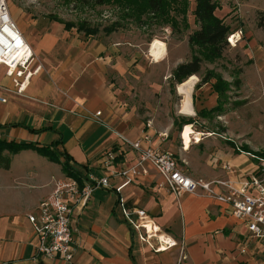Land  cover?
<instances>
[{"label":"crops","instance_id":"1","mask_svg":"<svg viewBox=\"0 0 264 264\" xmlns=\"http://www.w3.org/2000/svg\"><path fill=\"white\" fill-rule=\"evenodd\" d=\"M13 17L32 60L20 76L0 66V139L38 146L59 142L58 150L72 158L73 168L83 178L89 173L107 177L110 189L93 190L86 206L75 213L70 262L35 258L36 237L27 215L64 174L58 164L41 155L30 154L32 163L14 170L11 160L8 169L0 168L9 173L4 181L8 197L0 202V264H264V240L251 238L226 205L188 193L175 197L158 188L161 178L147 165L146 175L114 191L123 179L112 175L133 165L138 155L122 138L133 141L142 134L151 145L171 151L192 178L241 180L253 171L252 153L233 148L228 139H224L228 144L216 142L209 131H198L204 127L197 129L192 117L200 110L194 108L195 95L210 89V84L194 90L199 82L194 75L187 88L191 114L182 113L185 94L176 85L182 100L173 118L193 122L174 127L173 118L166 123L153 119L152 105L141 113L129 97L120 94L126 73L140 68L134 63L144 58L152 61L149 51L144 58L139 54L141 46H147L144 42L100 41L77 35L56 21L23 12ZM147 83L152 93L151 79ZM185 126L193 131L189 148L182 139ZM108 153L113 155L111 160ZM240 156L252 161L249 169ZM224 164L236 172L226 174ZM119 198L128 211L142 210L144 221L175 245L155 251L142 242L125 222ZM152 244L157 247L153 240Z\"/></svg>","mask_w":264,"mask_h":264},{"label":"rangeland","instance_id":"2","mask_svg":"<svg viewBox=\"0 0 264 264\" xmlns=\"http://www.w3.org/2000/svg\"><path fill=\"white\" fill-rule=\"evenodd\" d=\"M5 1L11 19L19 31V25L13 16L23 12L35 18L60 22L66 30L84 37L91 36L100 41L128 39L132 42H144L147 46H141L139 53L143 58L155 39L162 41L165 50L159 61L145 58L141 62L137 60L134 64L140 68H134L132 72L126 73L124 89L120 94L129 97L130 103L136 105L141 113L145 112L144 107L152 105L153 119L166 123L173 118L182 97L176 93V85L169 79L171 72L178 61H188L196 54V48L188 45L187 40L188 35L197 29L192 16L194 0H186L188 3L185 14L187 29L179 30L178 34L172 33L168 25L152 21L150 15H143L140 18L141 21L128 16L123 18L122 9L116 6L66 3L65 0ZM215 1L218 4L215 14L231 28L230 35L236 38V43L231 45L226 39L227 46L219 60L213 63L202 61L198 75L199 81L209 71L220 74L226 82H233L235 77H232L238 71L236 78L239 80V87L226 92V98L229 99L226 101V104L228 103L226 111L222 115L212 120H205L196 117L194 111L192 117L198 123L197 129L202 127L206 129L198 131L202 133L209 131L211 138L216 142L227 143L224 139H228L233 148L238 147L241 151L248 148L251 152H261L264 149V0ZM171 6L175 7L174 4ZM170 15H173L172 11ZM177 21L179 24L177 26L181 28L184 23L181 22L180 16ZM113 24L117 25L111 27ZM149 79L152 82V93L148 90ZM205 90L204 93L195 95V110L214 105L213 92L211 93V89L208 88ZM5 154L7 152H4ZM30 154L39 157L30 150L11 154V170L23 168L25 164L32 163ZM239 159H242L245 167L248 169L251 167L252 161L249 157L240 156ZM6 174L9 175L0 170V202H4L8 197L4 190V181L8 179Z\"/></svg>","mask_w":264,"mask_h":264},{"label":"built area","instance_id":"3","mask_svg":"<svg viewBox=\"0 0 264 264\" xmlns=\"http://www.w3.org/2000/svg\"><path fill=\"white\" fill-rule=\"evenodd\" d=\"M227 41L233 45L236 38L230 35ZM31 60L32 52L11 19L6 1L0 0V66H5L8 74L16 71V75L20 76ZM37 71L38 67L33 70ZM99 114L97 112L96 116ZM122 141L138 155L133 165L112 175L123 179L122 184L114 188V191L118 193L135 178L146 175L147 165L161 178L158 188L170 192L175 197L188 193L226 205L232 216L246 226L251 238L264 240V158L252 156L256 161L253 171L246 173L241 180L231 177L205 180L188 176L171 151L151 145L150 138L145 134L133 141L125 138H122ZM112 158L113 155L108 153L107 159ZM222 170L226 174L236 172V169L228 164L222 165ZM97 188L110 189L108 178L89 173L81 185L74 178L67 176L53 182L47 197L38 204L35 211L27 215L36 237L35 258L58 259L63 262L72 260L75 213L86 206L92 191ZM118 203L127 225L137 232L139 239L147 246L159 251L161 245H164V248L175 245L171 239V242L165 243L156 235L147 232L144 228L145 213L142 210L128 211L120 198ZM152 240L157 244L156 248Z\"/></svg>","mask_w":264,"mask_h":264},{"label":"trees","instance_id":"4","mask_svg":"<svg viewBox=\"0 0 264 264\" xmlns=\"http://www.w3.org/2000/svg\"><path fill=\"white\" fill-rule=\"evenodd\" d=\"M65 2H78L81 4H91L93 6L109 5L116 6L117 8L120 7L123 12V18L127 16L133 17L137 21H139L143 15H150L152 21L155 23L159 21L163 25H168L171 32L175 34L180 33L179 30H185L186 28L185 14L188 4L186 0H65ZM172 4H174V8L171 6ZM217 9L218 4L215 0H194L192 16L197 25V29L188 35L187 40L188 45L196 48V54L188 61L178 64L172 70L169 79L175 83L174 85L184 83L191 76H198L200 74L202 61L213 63L220 59L223 50L227 46L226 39L232 32L231 28L221 18L216 16L215 11ZM125 10H127V12H125ZM171 11L173 15H170ZM178 16H180L181 22L184 23L181 28L177 26L179 25L177 21ZM115 25L117 24H113L111 27H115ZM144 25H146V23ZM237 75L238 71L232 77H235L233 82H226L220 74L218 75L217 73L209 71L200 78V81L194 86V90L199 89L204 84H210V89L216 95V100L212 108H203L197 111L196 117L212 120L226 111L228 104H226V101L229 99L226 98V92H230L232 88L237 89V87H239V80L236 78ZM212 80L213 82H211ZM192 122L193 120L191 118H173L174 127H180L181 125H187ZM58 145L59 142L38 146L33 143H17L12 140L0 139V168L5 170L9 168L11 154L14 155L20 151L30 150L58 164L64 176L74 178L81 185L84 179L81 172L73 168L71 163L72 158L66 152L59 151ZM242 151L264 157V149L261 152H251L248 148H244ZM4 152H7V154L4 155Z\"/></svg>","mask_w":264,"mask_h":264},{"label":"bare ground","instance_id":"5","mask_svg":"<svg viewBox=\"0 0 264 264\" xmlns=\"http://www.w3.org/2000/svg\"><path fill=\"white\" fill-rule=\"evenodd\" d=\"M164 50H165L164 43L160 40L155 39L150 45V49H149L150 55L149 56H151L153 61L157 62V61H159V59L163 55ZM194 81H195V77L191 76L184 83L177 86L179 92H181L182 94H185L184 100L182 102V107H181L182 113L184 112L183 114H187V113L191 114L187 88L190 87ZM192 133H193V131H192L191 126H185L184 127L183 132H182V139H183V143H184L185 148H189V145L191 142L190 134H192ZM144 228H146L147 232L156 235L161 241H163L165 243L171 242L167 236H164L163 234H157V232L159 230H154L152 223L145 222ZM160 249L164 250L167 248H164V245H161Z\"/></svg>","mask_w":264,"mask_h":264}]
</instances>
